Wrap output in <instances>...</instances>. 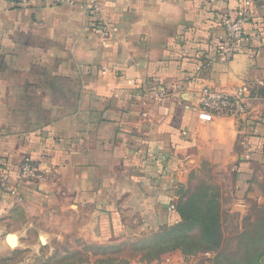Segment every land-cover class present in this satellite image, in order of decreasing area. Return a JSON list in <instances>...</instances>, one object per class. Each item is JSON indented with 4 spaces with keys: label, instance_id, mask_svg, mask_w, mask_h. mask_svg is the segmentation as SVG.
Segmentation results:
<instances>
[{
    "label": "crops",
    "instance_id": "obj_1",
    "mask_svg": "<svg viewBox=\"0 0 264 264\" xmlns=\"http://www.w3.org/2000/svg\"><path fill=\"white\" fill-rule=\"evenodd\" d=\"M94 1L113 29L105 43L91 0H0V163L11 184L24 157L41 169L18 195L0 189V257L41 246L68 216L99 239L174 224L176 190L205 139L238 146L240 182L264 161V0ZM238 13L245 45L223 61L222 18ZM241 85L240 118L197 106L203 87ZM170 260L203 264L179 250Z\"/></svg>",
    "mask_w": 264,
    "mask_h": 264
},
{
    "label": "rangeland",
    "instance_id": "obj_2",
    "mask_svg": "<svg viewBox=\"0 0 264 264\" xmlns=\"http://www.w3.org/2000/svg\"><path fill=\"white\" fill-rule=\"evenodd\" d=\"M211 140L197 147L187 180L176 190L174 224L99 239L83 227L86 218L68 216L63 227L49 225L53 234L46 242L41 239L44 244L6 251L0 264H164L175 250L203 264H264V161L253 163L247 180L240 182L234 161L238 146ZM197 211V217L192 215ZM28 238L33 242L36 234Z\"/></svg>",
    "mask_w": 264,
    "mask_h": 264
},
{
    "label": "built area",
    "instance_id": "obj_3",
    "mask_svg": "<svg viewBox=\"0 0 264 264\" xmlns=\"http://www.w3.org/2000/svg\"><path fill=\"white\" fill-rule=\"evenodd\" d=\"M18 5H26L31 0H13ZM47 4H74L79 0H38ZM100 6L91 0L88 8L90 26L101 37L105 43L113 35V29L105 21L99 18ZM247 20L246 13H238L235 16L225 15L222 18L223 35L218 45L217 54L223 61H228L241 51L245 45L244 24ZM166 88L161 86L151 91L154 100H159L165 94ZM197 106L208 113L232 115L240 118L246 114L247 103L245 100V87L243 85L228 92L222 89L203 87L196 93ZM40 167L30 157H24L18 172L15 175V183L11 184L7 179V170L3 163H0V189L9 195H18V185L31 181L39 177ZM204 256H210V253L204 252ZM164 264H172L170 258L165 260Z\"/></svg>",
    "mask_w": 264,
    "mask_h": 264
},
{
    "label": "trees",
    "instance_id": "obj_4",
    "mask_svg": "<svg viewBox=\"0 0 264 264\" xmlns=\"http://www.w3.org/2000/svg\"><path fill=\"white\" fill-rule=\"evenodd\" d=\"M217 55H218V54H217ZM19 186H20V185H18V187H19ZM199 213H200V211H197V212H194V213L192 212V215H194V216L197 217V216L199 215Z\"/></svg>",
    "mask_w": 264,
    "mask_h": 264
},
{
    "label": "water",
    "instance_id": "obj_5",
    "mask_svg": "<svg viewBox=\"0 0 264 264\" xmlns=\"http://www.w3.org/2000/svg\"><path fill=\"white\" fill-rule=\"evenodd\" d=\"M10 239H11V240H10V242H8V243L11 245V244L13 243V242H12V237H10Z\"/></svg>",
    "mask_w": 264,
    "mask_h": 264
},
{
    "label": "bare ground",
    "instance_id": "obj_6",
    "mask_svg": "<svg viewBox=\"0 0 264 264\" xmlns=\"http://www.w3.org/2000/svg\"><path fill=\"white\" fill-rule=\"evenodd\" d=\"M7 240H8V242H10V240H11V239L8 237V239H7ZM12 242H13V240H12Z\"/></svg>",
    "mask_w": 264,
    "mask_h": 264
}]
</instances>
